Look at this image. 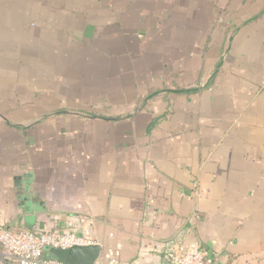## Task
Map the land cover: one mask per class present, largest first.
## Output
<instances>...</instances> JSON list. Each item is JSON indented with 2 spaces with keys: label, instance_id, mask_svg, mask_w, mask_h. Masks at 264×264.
I'll use <instances>...</instances> for the list:
<instances>
[{
  "label": "crops",
  "instance_id": "1",
  "mask_svg": "<svg viewBox=\"0 0 264 264\" xmlns=\"http://www.w3.org/2000/svg\"><path fill=\"white\" fill-rule=\"evenodd\" d=\"M0 221L264 264V0H0Z\"/></svg>",
  "mask_w": 264,
  "mask_h": 264
},
{
  "label": "built area",
  "instance_id": "2",
  "mask_svg": "<svg viewBox=\"0 0 264 264\" xmlns=\"http://www.w3.org/2000/svg\"><path fill=\"white\" fill-rule=\"evenodd\" d=\"M113 233H110L112 236ZM99 245L94 264H123L122 244L104 246L93 235L90 225L80 230L65 228L14 229L0 221V259L5 264H65L46 256L49 248ZM164 264H215L211 253L199 243L177 245L164 251Z\"/></svg>",
  "mask_w": 264,
  "mask_h": 264
},
{
  "label": "water",
  "instance_id": "3",
  "mask_svg": "<svg viewBox=\"0 0 264 264\" xmlns=\"http://www.w3.org/2000/svg\"><path fill=\"white\" fill-rule=\"evenodd\" d=\"M99 245L75 246L67 249L49 248L47 254L65 264H94L100 255Z\"/></svg>",
  "mask_w": 264,
  "mask_h": 264
}]
</instances>
